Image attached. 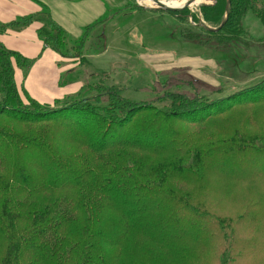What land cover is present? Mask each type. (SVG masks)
<instances>
[{"label": "rangeland", "instance_id": "obj_1", "mask_svg": "<svg viewBox=\"0 0 264 264\" xmlns=\"http://www.w3.org/2000/svg\"><path fill=\"white\" fill-rule=\"evenodd\" d=\"M100 1L106 7L97 20L101 22L88 29L93 23L89 24L80 39L70 38L62 58L64 64L75 66L67 77L85 83L88 98L74 101L94 109L109 124L108 134L101 136V142L94 141V136L82 134L81 127L63 123L52 129L51 141L69 156L84 151V145L76 143L79 140L89 139L93 147L103 149L119 131H127L147 149L109 153L111 170L116 173L132 165L127 169L139 188L103 191L112 201L98 200L94 205L101 217L98 235L107 232L121 236V241L98 243L93 248L97 257L87 264H264L263 27L256 19H247L252 29L248 40L200 44L183 34L188 29L202 35L200 27H209L204 20L197 26L193 17L185 20L171 13L174 10L157 8L152 0ZM215 1L205 0L187 9L199 14L200 6ZM233 93H243L234 97L241 104L219 109L213 117L202 116L200 107H194L195 98L209 101ZM176 95L192 99L190 107L168 110L164 104ZM22 99L23 104L29 103ZM132 100L163 113L153 135L145 137L132 130L143 122L141 110L134 111L133 117L127 106L118 110L120 102ZM215 105L222 106L220 102ZM1 118L4 126L25 132L6 114ZM220 127L228 136L215 134ZM230 140L234 145L242 142L237 151L223 143ZM239 152L246 162L232 159ZM89 161L94 179H102L107 171L101 169L102 163ZM77 176L76 169H68L59 178L74 182ZM70 194L77 195L66 189L19 199L40 204ZM4 250L0 244V264Z\"/></svg>", "mask_w": 264, "mask_h": 264}, {"label": "trees", "instance_id": "obj_2", "mask_svg": "<svg viewBox=\"0 0 264 264\" xmlns=\"http://www.w3.org/2000/svg\"><path fill=\"white\" fill-rule=\"evenodd\" d=\"M171 13L178 14L185 20L191 16L196 25L200 24L199 20H204L211 27L197 25L201 26L199 30L203 32L202 35L188 29L184 30L183 35L187 39L200 44L209 42L221 44L231 43V41L237 43L248 40V33L252 29L247 19H256L264 29V0H216L213 4L200 6L199 14H190L188 9ZM40 21L41 27L38 35L44 47L52 48L63 56V50L69 45V36L52 20L48 12L41 16ZM31 22L29 18L14 25H27ZM99 22L87 28H95ZM4 31L5 27L0 26V35ZM16 64L27 67L29 61L17 52L5 49L0 42V244H3L5 248L2 264H33L35 262L31 260L41 262L48 259L52 263L41 264H60L63 258V264H68L72 260L74 264L93 262L92 259L98 254L93 248L98 243L107 241L112 244L121 241V236L112 237L107 232H102V236L98 235L101 217L98 216L100 214L96 212L94 205L98 200V203L104 200L112 201L103 191L125 186L139 188L137 180L127 169L132 165L124 166L118 173L115 172L116 170H111L110 154L118 155L124 149L146 150L147 148L136 143L127 131H119L115 137L110 138L111 140L103 149L93 147L92 143L87 141L89 139H82L86 142L79 140L76 143L83 144L84 151L69 156L61 154L51 141L50 132L54 127L63 125V123L79 126L82 128H80L83 131L82 134L94 136V141L101 142V136L106 137L108 134L109 124L103 121L94 109L83 105L84 102L79 106L78 102L74 101L77 97L57 99L52 103H39L28 97L29 103L23 104V97L15 82ZM238 95L226 94L209 101L205 98H195L197 105L194 107H200L199 114L202 116L206 113L207 117H213L219 109L223 110L226 107L241 104V101H236L239 99L234 98ZM176 96L164 104L168 110L182 111L190 107L192 99L185 95ZM78 98H88V96L83 94ZM217 102H220L222 106L217 107L215 105ZM120 103L118 110H123L125 109L123 107L127 106L126 111L128 110L130 115L134 111L137 114L141 110L144 123L141 122L132 130L145 137L156 132L155 123L161 121L162 112L155 108L145 109L140 101ZM72 109L78 112L74 115L69 113ZM148 112L153 116L148 115ZM1 114H6V117L22 126L25 132L4 126ZM77 117L80 118L77 119ZM71 120L74 122H69ZM170 126H166L167 131L171 130ZM139 127L141 129H138ZM226 132L228 131L224 127H220L215 134L226 137L228 136L225 135ZM223 143L235 152L242 142L235 145L232 140ZM240 154L241 152L232 159L246 162L247 160ZM89 159L100 161L101 169L107 170L102 179H94V171ZM253 164L256 165L255 162ZM68 169H76L78 174L76 181L68 182L66 179L59 178V175ZM113 173L119 174L120 177H114ZM66 189L73 190L77 195H56L40 204H32V202L19 199L22 195L46 191L59 192ZM91 189L98 190V192L94 194L87 192ZM123 205L126 204L123 203ZM115 210L119 214L125 213L124 209ZM133 216L134 214H131L129 217Z\"/></svg>", "mask_w": 264, "mask_h": 264}, {"label": "crops", "instance_id": "obj_3", "mask_svg": "<svg viewBox=\"0 0 264 264\" xmlns=\"http://www.w3.org/2000/svg\"><path fill=\"white\" fill-rule=\"evenodd\" d=\"M45 12L69 38L77 40L105 14L106 7L100 0H0V26L5 27L1 45L29 61L27 67L15 65V82L22 97L39 103L78 98L84 94L85 83L67 77L75 66L64 64L62 56L45 48L38 35ZM29 18L32 22L27 25H14Z\"/></svg>", "mask_w": 264, "mask_h": 264}, {"label": "water", "instance_id": "obj_4", "mask_svg": "<svg viewBox=\"0 0 264 264\" xmlns=\"http://www.w3.org/2000/svg\"><path fill=\"white\" fill-rule=\"evenodd\" d=\"M153 2H155L157 4V8L159 9H163V10H176V11H179V10H184V9H187V8H190L193 6V3L196 1V0H189L188 3H186L184 6L182 7H173V6H166L164 4V2L166 0H152ZM168 1V0H167ZM214 1V0H213ZM159 6V7H158Z\"/></svg>", "mask_w": 264, "mask_h": 264}, {"label": "bare ground", "instance_id": "obj_5", "mask_svg": "<svg viewBox=\"0 0 264 264\" xmlns=\"http://www.w3.org/2000/svg\"><path fill=\"white\" fill-rule=\"evenodd\" d=\"M205 0H196L194 3H193V6L197 5V4H200L201 2H203ZM144 2V1H143ZM189 0H166L164 2V4L166 6H173V7H182L184 6L186 3H188ZM148 3V2H147ZM150 5V4H149ZM151 6V5H150ZM159 7V6H158Z\"/></svg>", "mask_w": 264, "mask_h": 264}]
</instances>
